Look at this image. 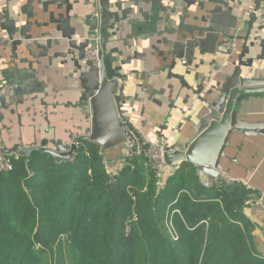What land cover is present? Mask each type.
I'll use <instances>...</instances> for the list:
<instances>
[{
  "label": "water",
  "instance_id": "95a60500",
  "mask_svg": "<svg viewBox=\"0 0 264 264\" xmlns=\"http://www.w3.org/2000/svg\"><path fill=\"white\" fill-rule=\"evenodd\" d=\"M125 2L0 0V67L5 64L2 59L7 52H11L10 64L29 60L28 67L32 70L34 64L39 65L42 60H46L45 68L55 64L68 67L70 76L75 78L78 85L74 91V106L88 123L87 127L80 126L82 134L71 133L66 141L46 137L39 143L36 136L32 146L27 149H20V144L8 147L6 143L13 132L12 125L7 122V114H17L13 107L27 101L25 96L37 92L47 94L39 89L43 84L37 81L34 72L2 69L0 153L17 151L25 156L41 149L53 157L70 160L82 141L95 142L104 150L121 146L124 140V108L129 101L138 97L128 94L127 90L133 80L130 77L139 70L131 71L127 67L135 60H147V54L140 52L133 40L140 43L142 48L150 49L152 56L163 57L166 62V54L175 58L178 52L185 51L192 55L194 49L199 47L202 36L220 32L223 35L221 45L224 51L221 53L225 57L226 68L219 75L214 76L213 71L202 76L197 73L194 79L198 83L192 86L186 78L191 71L174 72L177 61L173 60L170 64L167 78L179 80L181 87L197 97V104L201 106L197 107V114L186 120L193 128L194 135L184 144L169 145L165 154V161L170 167L191 163L197 166L204 179L219 177L230 149L238 139L264 135V120L250 121L241 116L244 101L264 96V33L254 31L256 15H250L246 30L237 26L239 19L233 14L235 8L231 5L236 0H132L131 5ZM237 2L241 5L244 0ZM253 2L255 9L264 6V0ZM141 3L149 5L151 10H144ZM138 15L146 18L148 25L152 23L151 17L156 16L155 29L144 34L131 33L139 24ZM139 29L142 27L139 26ZM232 29H236L235 33H232ZM125 31L129 32L120 43L119 35ZM259 31L263 32L264 26H260ZM81 33L86 35L82 40ZM95 33L101 36L98 60L86 61V52L91 44L86 37ZM227 40L235 43L243 41L241 50L237 45L226 48ZM187 61L183 63L184 67H187ZM255 64L260 65V69L256 70ZM218 69L219 66L215 68ZM168 89L171 99L176 92L172 84L168 85ZM164 91L160 89L159 93ZM156 95V91H151L149 99L161 104L155 99ZM189 98L190 94H187L184 102H188ZM30 99L35 101L38 96H31ZM45 132L49 133L48 130Z\"/></svg>",
  "mask_w": 264,
  "mask_h": 264
},
{
  "label": "trees",
  "instance_id": "16d2710c",
  "mask_svg": "<svg viewBox=\"0 0 264 264\" xmlns=\"http://www.w3.org/2000/svg\"><path fill=\"white\" fill-rule=\"evenodd\" d=\"M106 153L82 141L72 161L37 149L0 171V264H264L244 213L258 191L205 187L191 163L162 187L142 159L110 176Z\"/></svg>",
  "mask_w": 264,
  "mask_h": 264
},
{
  "label": "crops",
  "instance_id": "0c3cea01",
  "mask_svg": "<svg viewBox=\"0 0 264 264\" xmlns=\"http://www.w3.org/2000/svg\"><path fill=\"white\" fill-rule=\"evenodd\" d=\"M125 1L126 5L132 4V0ZM237 1L231 4L235 8L233 14L238 16L239 19L237 26L247 30L252 13L247 14L246 11L247 7L255 6L254 2L253 0H244V3L239 5ZM140 6H143L146 11L151 10L150 6L145 3H141ZM138 16L140 19L139 24L134 27L131 33L144 34L155 29L156 16L151 17L152 23L150 25L146 22V18L141 15ZM139 26L142 29H139ZM260 26L256 21L254 31L263 34L264 31H259ZM235 31L236 29L232 33H235ZM128 32L125 31L119 35L120 43L126 39ZM237 34H244V32ZM83 35H80L82 36L80 40L85 38L86 35ZM208 35L205 34L200 38L201 43L199 47L194 49L192 55H188L191 53L185 51L178 52L175 58L166 54L165 56L168 57L166 62H164L163 57L152 56L150 49L142 48L140 43L137 44V41L133 40L137 49L147 54V60L145 62L135 60L127 67V70L131 71L139 70L138 73L132 74L133 77H130L133 80L127 90L128 94H135L138 97L129 101L127 107L124 108L123 123L132 124L151 141L167 142L169 145L179 143L181 145L190 140L194 135V130L186 120L197 114V107H200L201 104H197L195 99L197 97H194L190 91L181 87L179 80L175 78L168 79L167 75L170 72V64L173 60L177 61L174 72L191 71L186 78L192 86L198 83L194 79V75L197 73L202 76L209 75V72L213 71L214 76L219 75L221 70L226 68L224 66L225 57L221 53L224 51V46L221 45L223 35L220 32ZM207 37L208 39H206ZM242 43L243 41L239 40L236 42L239 50H241ZM10 53H5L2 59L5 64L0 67V74L1 70L6 68L34 72L37 81L43 84L39 89L45 91L47 95L37 92L25 96L24 98L28 99L27 101L13 107L16 108L17 114L11 116L7 114L9 117L7 122L12 125L13 132L7 140V146L13 147L15 144H20V149H27L32 146L36 136L40 143V140L46 137L60 138L66 141L71 133L82 134L83 130L80 129V126L87 127L88 123L83 119V114L79 109L74 106L76 99L74 91L78 85L75 78L70 76L71 70L68 67L56 64L45 68L46 60H42L39 65L34 64L33 70L28 67L29 60L13 65L8 62L11 58ZM187 56L190 57L187 59ZM214 59L217 61L214 62ZM183 60H188L187 67H184ZM218 66L219 69L215 70ZM254 68L258 70L260 65L255 64ZM170 84L174 86V92H176L171 99L168 89ZM160 89H165L164 93H159ZM153 90L157 92L155 99L161 104L149 99V94ZM177 94L179 95L177 96ZM187 94H190V98L188 102H184ZM31 96H38V99L31 101ZM12 99L17 100L18 97H12ZM241 116L250 121L264 120V96H257L244 101L241 106ZM19 121H21V124ZM46 130L49 133H46ZM20 137L21 140L19 141ZM106 151L105 156L115 163L114 167H116L117 160L123 151V143L119 147ZM176 168L171 167V173ZM221 173V175L247 184L251 189L259 192L260 198L248 204L244 208V213L253 225V246L257 253L264 255V199L262 198L264 188V135L256 137L243 136L238 139L230 149L229 157L226 159ZM199 175L201 181L206 180L200 172Z\"/></svg>",
  "mask_w": 264,
  "mask_h": 264
},
{
  "label": "built area",
  "instance_id": "2783aa9c",
  "mask_svg": "<svg viewBox=\"0 0 264 264\" xmlns=\"http://www.w3.org/2000/svg\"><path fill=\"white\" fill-rule=\"evenodd\" d=\"M247 14L254 13L256 15V21L259 25L264 26V7L255 9L254 7H247ZM100 34L95 33L89 36L87 39L91 41L90 46L86 52V61L93 60L97 62V51L100 44ZM234 41L227 40L225 42L226 48L235 47ZM186 62V60H183ZM124 129V140H123V151L117 160V166L115 163L110 161L107 156H104L103 163L106 166L107 172L110 176H116L120 170L126 166H130L132 169L135 168L134 160L142 159L145 161L146 166L155 174L158 179L160 187L164 186L168 177L172 174L171 167L165 161V154L169 144L167 142H155L148 139L139 129L134 127L130 123H123ZM20 157L17 151H10L8 153H0V171H11L13 169L15 161ZM75 152L73 153L71 161L74 160ZM239 182L225 175H220L214 179L203 180L202 183L205 187L212 185L222 186ZM248 188L251 189L247 184ZM252 192L251 197H254Z\"/></svg>",
  "mask_w": 264,
  "mask_h": 264
},
{
  "label": "rangeland",
  "instance_id": "374dc122",
  "mask_svg": "<svg viewBox=\"0 0 264 264\" xmlns=\"http://www.w3.org/2000/svg\"><path fill=\"white\" fill-rule=\"evenodd\" d=\"M169 227H170V225H169ZM170 228H171V227H170ZM170 228H169V229H170ZM169 229H168V232H169L170 236H171V237H174L173 232L171 231V229H170V230H169Z\"/></svg>",
  "mask_w": 264,
  "mask_h": 264
}]
</instances>
